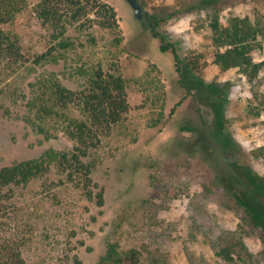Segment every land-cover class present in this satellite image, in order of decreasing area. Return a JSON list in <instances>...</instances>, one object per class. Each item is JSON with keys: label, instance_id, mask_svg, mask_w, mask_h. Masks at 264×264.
<instances>
[{"label": "rangeland", "instance_id": "rangeland-1", "mask_svg": "<svg viewBox=\"0 0 264 264\" xmlns=\"http://www.w3.org/2000/svg\"><path fill=\"white\" fill-rule=\"evenodd\" d=\"M40 1L25 0L3 25L32 59L0 72V168L73 148L66 118H80L79 109L38 119L34 101L45 81L82 90L84 71L114 63L130 109L84 160L93 166V192L103 191V206L86 196L83 175L69 179L53 164L12 188L1 234L20 240L27 264H264V235L248 224L229 178L233 164L264 177V47L253 56L262 68L249 78L213 62V11L198 6L201 0H138L142 20L125 0H115L128 23L120 34L100 28L102 18L91 15L93 23L64 22V37L38 18L33 8ZM212 2L223 16L264 17V0ZM144 24H156L194 74L227 91L224 130L235 142L227 150L209 132L211 108L187 95L171 52L159 51ZM63 38L71 43L67 49L59 47ZM112 251L117 259L109 258Z\"/></svg>", "mask_w": 264, "mask_h": 264}, {"label": "trees", "instance_id": "trees-1", "mask_svg": "<svg viewBox=\"0 0 264 264\" xmlns=\"http://www.w3.org/2000/svg\"><path fill=\"white\" fill-rule=\"evenodd\" d=\"M115 0H41L34 12L45 24L59 28L65 36L64 24L79 22L83 17L91 23L101 17L97 26L102 29L121 33L127 28V19L122 17ZM212 0L199 1L200 7L213 11L209 20L212 44L215 47L213 62L221 70L238 69L249 78H255L262 68V62L254 61V54L264 47V17L223 16ZM25 7V0H0V72H13L18 66L31 61L28 53L22 50L18 37L3 28L16 14ZM63 21V23H62ZM145 23V22H143ZM144 26L150 29L152 36L159 41L161 53L171 52L179 84L199 105H206L213 113V123L209 130L211 136L222 150L235 144L231 135L225 131L224 110L228 101L227 91L218 84L206 83L193 73L189 64L182 62L175 45L168 42L166 35L157 31L156 24ZM120 38H116L119 42ZM71 46L68 38L59 42V47ZM41 57H44L42 55ZM40 60H34L37 63ZM87 86L82 90H71L58 79L45 81L40 96L34 101L40 121L59 116L60 110L71 107L79 109L81 117H67L66 133L75 142L72 149L57 151L50 149L39 157L15 162L0 168V223L9 219L11 212L12 188L27 185L36 177L49 172L53 164L59 165L72 179L74 173L83 175L86 196L103 206V191L93 192L91 173L93 166L84 160L89 152L101 143L103 136H108L117 123L130 109L127 101L126 81L120 67L112 63L106 68L97 66L84 71ZM183 130H189L186 127ZM229 174L234 185L232 197L243 208L250 226L262 231L264 235V177L252 172L246 166L232 165ZM3 231V230H2ZM0 229V264H27L22 253L20 240L13 235L1 234ZM262 236V234H261ZM220 255L226 257V250ZM110 259H117L115 251L110 252Z\"/></svg>", "mask_w": 264, "mask_h": 264}, {"label": "water", "instance_id": "water-1", "mask_svg": "<svg viewBox=\"0 0 264 264\" xmlns=\"http://www.w3.org/2000/svg\"><path fill=\"white\" fill-rule=\"evenodd\" d=\"M125 1L133 9L135 17L140 19V20H142V18H143V9H142L139 1L138 0H125Z\"/></svg>", "mask_w": 264, "mask_h": 264}]
</instances>
